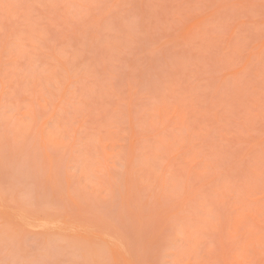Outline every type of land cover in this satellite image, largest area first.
Masks as SVG:
<instances>
[{
	"label": "rangeland",
	"instance_id": "obj_1",
	"mask_svg": "<svg viewBox=\"0 0 264 264\" xmlns=\"http://www.w3.org/2000/svg\"><path fill=\"white\" fill-rule=\"evenodd\" d=\"M0 264H264V0H0Z\"/></svg>",
	"mask_w": 264,
	"mask_h": 264
}]
</instances>
